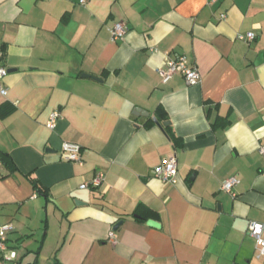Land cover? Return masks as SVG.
Masks as SVG:
<instances>
[{
  "label": "crops",
  "instance_id": "1",
  "mask_svg": "<svg viewBox=\"0 0 264 264\" xmlns=\"http://www.w3.org/2000/svg\"><path fill=\"white\" fill-rule=\"evenodd\" d=\"M81 1L0 0V228L17 264H264L248 234L264 224V0ZM177 56L198 85L163 82ZM172 155L174 185L153 177Z\"/></svg>",
  "mask_w": 264,
  "mask_h": 264
},
{
  "label": "built area",
  "instance_id": "2",
  "mask_svg": "<svg viewBox=\"0 0 264 264\" xmlns=\"http://www.w3.org/2000/svg\"><path fill=\"white\" fill-rule=\"evenodd\" d=\"M86 0H82L81 4H85ZM225 18V16H223ZM125 27L123 24H117L114 26L111 34L114 41L121 40L125 35ZM255 35L253 33H248L246 35H239L238 39L244 42L253 41ZM8 69L1 64V55H0V95L6 97L8 90L2 85L4 79L8 76ZM160 76L164 83H167L171 78L176 74H181L184 76L187 84L189 86H196L200 82V76L196 69L189 67L187 60L184 56H177L174 59H170L167 63V68L161 70ZM60 118L59 112H54L49 120L48 127L54 129L56 123ZM81 147L76 144H64L62 154L64 160L73 163H80L82 160L81 157ZM260 152L264 154V145L261 146ZM178 161L176 155L169 156L164 159L160 165L153 169V177L164 182L165 184H176L178 177ZM105 180V175L103 173H98L91 182L84 183L80 186L81 189H87L89 187L99 188ZM239 184V180L236 177L230 178L223 184V191L228 194H232L234 188ZM13 226H4L0 228V251L2 254V260L6 261L8 264H17L16 258L17 253L10 246V234L13 232ZM248 234L256 240V254L257 258L264 257V224H259L251 222L248 228ZM111 241L116 240L115 233L110 235Z\"/></svg>",
  "mask_w": 264,
  "mask_h": 264
},
{
  "label": "trees",
  "instance_id": "3",
  "mask_svg": "<svg viewBox=\"0 0 264 264\" xmlns=\"http://www.w3.org/2000/svg\"><path fill=\"white\" fill-rule=\"evenodd\" d=\"M6 156L4 155H0V159L2 161V163L4 162L6 164V158H4ZM32 184L34 185V188L37 190V192L42 195V196H46V192H44V190H42V188L39 187L38 183L36 181H32ZM32 264H37V262H34Z\"/></svg>",
  "mask_w": 264,
  "mask_h": 264
},
{
  "label": "water",
  "instance_id": "4",
  "mask_svg": "<svg viewBox=\"0 0 264 264\" xmlns=\"http://www.w3.org/2000/svg\"><path fill=\"white\" fill-rule=\"evenodd\" d=\"M8 72L10 73V71H8ZM155 122L158 123L157 120H155ZM168 125H169L168 123H165V124H164L165 127H167ZM148 225H149L150 227H152V228H157V229L160 228L159 224H157L155 221H149V222H148Z\"/></svg>",
  "mask_w": 264,
  "mask_h": 264
}]
</instances>
